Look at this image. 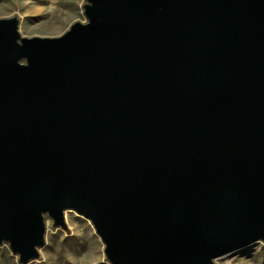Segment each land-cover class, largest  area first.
I'll list each match as a JSON object with an SVG mask.
<instances>
[{
	"label": "water",
	"instance_id": "water-1",
	"mask_svg": "<svg viewBox=\"0 0 264 264\" xmlns=\"http://www.w3.org/2000/svg\"><path fill=\"white\" fill-rule=\"evenodd\" d=\"M89 1L58 37L0 20V242L37 257L66 208L112 264L264 240V0Z\"/></svg>",
	"mask_w": 264,
	"mask_h": 264
},
{
	"label": "rangeland",
	"instance_id": "rangeland-1",
	"mask_svg": "<svg viewBox=\"0 0 264 264\" xmlns=\"http://www.w3.org/2000/svg\"><path fill=\"white\" fill-rule=\"evenodd\" d=\"M89 0H0V20H16L18 42L22 38H53L62 35L75 22L86 23ZM26 63V59L20 60ZM65 226L55 224L49 212L42 213L43 244L37 257L22 262L9 241L0 242V264H112L105 242L92 221L74 209H63ZM212 264H264V240L249 252L232 251L212 259Z\"/></svg>",
	"mask_w": 264,
	"mask_h": 264
},
{
	"label": "bare ground",
	"instance_id": "bare-ground-1",
	"mask_svg": "<svg viewBox=\"0 0 264 264\" xmlns=\"http://www.w3.org/2000/svg\"><path fill=\"white\" fill-rule=\"evenodd\" d=\"M258 240H255V241H252V242H249V243H247V244H245V245H242V246H240V247H238V248H236V249H234V250H232V251H243L244 253L245 252H249L250 250H251V247H252V245L254 244V243H256ZM232 251H229V252H232ZM226 253H228V252H226ZM223 254H225V253H223ZM223 254H221V255H223ZM220 256V255H219Z\"/></svg>",
	"mask_w": 264,
	"mask_h": 264
}]
</instances>
